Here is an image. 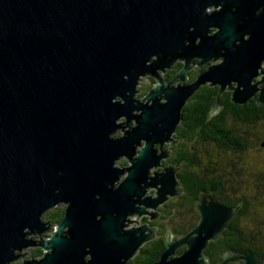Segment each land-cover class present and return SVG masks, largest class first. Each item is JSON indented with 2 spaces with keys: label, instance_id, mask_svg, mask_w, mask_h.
I'll list each match as a JSON object with an SVG mask.
<instances>
[{
  "label": "water",
  "instance_id": "water-1",
  "mask_svg": "<svg viewBox=\"0 0 264 264\" xmlns=\"http://www.w3.org/2000/svg\"><path fill=\"white\" fill-rule=\"evenodd\" d=\"M193 59L210 65L185 85ZM262 61L264 0H0V264L30 248L42 255L20 264H127L155 238L139 219L182 193L179 168L162 162L186 102L208 84L219 88L214 111L226 91L244 104L264 82L262 68L251 85ZM145 76L155 87L141 102ZM198 201V223L168 237L154 264H208L205 249L239 207L205 192ZM62 205L58 225L42 221ZM238 261L264 263L224 254L217 264Z\"/></svg>",
  "mask_w": 264,
  "mask_h": 264
},
{
  "label": "flooded vegetation",
  "instance_id": "flooded-vegetation-1",
  "mask_svg": "<svg viewBox=\"0 0 264 264\" xmlns=\"http://www.w3.org/2000/svg\"><path fill=\"white\" fill-rule=\"evenodd\" d=\"M213 10L214 9H210V11H213ZM209 31H210L209 34H214L216 32V29L211 28ZM197 42H198V40H197ZM237 44L238 43H236V45ZM219 62L220 61H217L214 64H218ZM198 63H199L198 59L191 60L190 70L187 71L186 75H185L186 76L185 77V85H189V84L193 83L197 79V77L202 72H204L206 70L207 66L210 65V63H208V64L200 67L198 65ZM181 68H182V61H177L169 69L165 70L164 73H161V77L163 79V87L168 86V83L170 82V80L178 73V71ZM262 68H264V61L261 62L260 68L257 70L258 75H257V77H255L252 80L251 85H255L256 83L261 82V80H262L261 69ZM142 78H145L147 80L146 84H140V80ZM142 78L139 79L137 86L140 85L143 88L141 89V88L136 86L137 93H138V91H141L140 93L142 94V96H140V100L135 96V98L141 102L143 101V97L147 94V92L155 87V80L151 76H145ZM176 84H177V81L173 85H176ZM233 86H236V83H233ZM263 88H264V82L257 84L256 85L257 91L244 104L233 103L231 101V91H226L222 94V96L223 95H229L230 102L232 103V106L225 107V106L220 105V102H219V106H218V109L216 111H214L212 108L213 104L211 105V107L208 110V118H213V117L224 118L223 122L220 121L219 119L213 120L212 125L214 128L222 126V125H226L231 129L232 139L234 142H233V146H232L230 152L227 153L230 155L231 161L233 162L231 164L232 170H231V178L229 180L230 184H228V183H226V181L222 180V177L219 173V169L215 167V164L213 161L210 160L208 162V164L204 163V168H202V162L196 154L197 151L194 153V156L189 153V145L191 143H198L199 142L198 141V137H199L198 134H199V130L202 127V125H199L197 122L198 121L203 122V119H202L199 111L202 109L204 110V104L202 103V100H199L197 98V96L202 94V93L208 92L210 90H216L218 92V89H219L218 86H210L208 84L201 86L197 91H195V93L186 102V104H185V117L183 116L184 115V111H183L182 112V121L178 125L175 135H173V139L177 142L176 143L174 142L172 145H165L164 146V148H168V150L170 152L169 158H168V159H170L172 156H174L173 155V150H174L173 146L179 142L178 140H176V138L178 137L177 134L180 133V130L185 131V182H186V184H188V182H189L188 181V178H189L188 173H193V174L195 173L196 174V175L194 174L196 176V179L193 181V185L188 187V188L185 187V222H188L189 217L192 216L196 220V223L194 224V226L198 223L200 215H199V212L197 211L196 207L201 204L198 201L199 195L201 192H205V193H209V194L214 195L213 192H215V191L210 192L208 190V189H210V185L206 184V181H204L202 179L203 178L202 174H204L206 172H209L211 176H214L213 180L216 183V185L214 187L216 189L223 190L225 192L227 189V186L230 188V191H229L230 194L227 195L229 198L240 199V200L244 199L247 202H249V200L247 199V194L250 193L251 191L257 192V189L259 188V182L264 179V177L260 176V173H263L264 171L263 172H257L255 174H248L244 168V161H245V157L247 156V153L249 151L254 152L255 151L254 148H256L258 146H261L262 148L264 147V141L259 143L258 140H255L256 136L251 131L253 128H257L258 126H262V124L264 123V120H257L255 122L248 120V121L244 122V121H240L238 119L240 117H242V118H254L253 111L258 110V109L263 110V112H264V104L263 105L258 104L259 94H260L261 89H263ZM236 111L238 112V114ZM120 122H121V124H124L123 120H121ZM182 124H185V129L181 127ZM212 147L215 149L214 146H212ZM263 150H264V148H263ZM216 151H217V149H216ZM217 152L219 154H224V153L219 152V151H217ZM255 152L260 153L257 151H255ZM190 156L195 158L196 161L192 160L195 162V164L189 162ZM167 160L163 161L162 164L171 166L170 164H166ZM126 166H127V162H125L123 167H126ZM123 177L124 176H122L121 179ZM247 177H249V178H247ZM252 177L255 179V183H254V185H252L253 190L247 191L246 188L249 187V185H248L249 179ZM242 178H243V180H242ZM194 193H197V196L195 198H194ZM148 194L152 195L153 191H149ZM182 194H183V191H182L181 195ZM181 195H179V196H181ZM175 198H177V197H175ZM217 198L219 199V197H217ZM219 201H220V199H219ZM166 203H168V201ZM221 203L223 205H225L226 207H229L228 205L224 204L223 202H221ZM165 204L158 208V210H157L158 216L156 217V219L149 220V216H144V217L139 219V226H141L143 224H147L149 227L154 228L155 238L152 239L151 241L145 243L143 246H141L139 248V250L137 251L136 255L132 259H130L127 262V264L134 263L135 258L140 255V251L142 250V248L147 246V245H150V247H149L150 252L143 254L141 256V258H142L141 261H143V260L144 261H151V263L154 264L159 260V256L166 249V246H165L166 239L168 237H171V241H174V240L178 239L179 237H181V236L174 237V234L172 232V228L167 229V226H166L167 224H165V221L166 220L171 221L169 218H171L173 216V212L165 210V208H166ZM242 206H243L242 204H237L234 207H239V209L237 211V212H239L240 209H242ZM191 207H192V212H190ZM229 208H233V207H229ZM56 209L63 210V215H64V210H65L64 205L59 206ZM234 216H233V218H234ZM238 218L235 217L234 220L237 221V219H238L239 223L246 224V225H251L252 223H254V221L259 222V223L261 222L260 220H258V218L254 217L252 215V212L250 213V210L248 212H244L243 215H241ZM42 221H44L43 217H42ZM225 230H228L227 225H226ZM45 235L50 236V234L48 232ZM32 238L36 239L37 236L33 235ZM159 239L163 241L164 249L158 254L157 260L155 261L154 260L156 258L155 253L157 252V244L155 245V242L158 241ZM33 249H36V248H33ZM184 250H185V247L178 249L176 251L177 255H180ZM204 253H205V251H204ZM224 254L248 255V254H240V253H230L229 251H225V252H222L220 254V257H221L220 260L214 264L221 262L222 256ZM29 257L34 258L31 255V251H30ZM152 260H154V261H152ZM242 263H243L242 261H238V262L233 263V264H242ZM208 264H210L209 261H208Z\"/></svg>",
  "mask_w": 264,
  "mask_h": 264
},
{
  "label": "trees",
  "instance_id": "trees-1",
  "mask_svg": "<svg viewBox=\"0 0 264 264\" xmlns=\"http://www.w3.org/2000/svg\"><path fill=\"white\" fill-rule=\"evenodd\" d=\"M217 91L216 90H210L208 92L202 93L197 96L199 100H202V103L204 104V110H200L199 113L201 114V117L203 119L202 121H198L197 123L199 125H202V127L199 130L198 134V143H191L189 145V153L194 156V153L197 151V145H209L214 146L215 150L222 152L224 154H227L230 152L232 146H233V139H232V133L231 129L226 126L222 125L219 127H213V120L219 119L220 121H224V118L222 117H213L208 118V110L213 104L215 97H216ZM220 105L225 107L232 106V103L230 102L229 95H223L220 98ZM184 111V117H185V107L183 109ZM237 112V111H236ZM243 113V112H242ZM245 113V112H244ZM254 118H242L240 117L238 120L240 121H257V120H264V112L263 110H255L253 111ZM238 114V112H237ZM248 114V113H247ZM259 117V118H258ZM182 128L185 129V124L181 125ZM176 140L179 142L173 146V155L170 159L166 161V164H170L171 166L175 168H180L177 177L178 181L181 185V189L183 191V194L174 200H176L175 203H166L165 210L172 211L173 215L175 216V219L177 222H174V226L172 227V232L174 234V237L182 236L186 232H188L196 223V220L194 217H189L188 222H185V187H190L193 185V181L196 179V174L188 173V184L185 182V131L180 130V133L177 134ZM195 158L191 157L189 158L190 163H194ZM202 179L206 181V184L210 185V189H208L210 192H213L215 196L219 197L220 201L224 204L228 205L229 207H234L237 204H242V209H240L239 212L234 216L240 217L243 215L244 212H248L249 210L252 212V215H254L257 211L253 210V207L261 205V207H264V204L254 203L252 206V203L247 202L246 200L242 199H232L229 198L223 190H218L214 186L216 185L215 181L213 180L214 176H211L209 172H206L202 174ZM210 182V183H209ZM197 196V193H194V198ZM179 201V202H178ZM175 211V213H174ZM190 212H192V207L190 209ZM250 212V213H251ZM255 217V216H254ZM234 218L227 224L228 230H225L222 234V237L219 238L216 241L210 242L207 249L205 250V255L207 257V260L210 264H214L220 260V254L225 251H229L230 253H240V254H248V255H256L264 259V236L260 233L259 229H249L250 226L246 224H240L237 221L234 220ZM63 219V210L55 209L50 210L47 213L44 214L43 220L48 225H58ZM254 226V223H253ZM157 244V252L155 253L157 260L158 254L164 249L163 247V241L158 240L155 242V245ZM150 245H147L142 248L140 251V255L135 258L134 263L131 264H152L151 261H141V256L145 253L150 252ZM31 255L34 258H38L42 255V251L40 249H32ZM152 260V261H154Z\"/></svg>",
  "mask_w": 264,
  "mask_h": 264
},
{
  "label": "rangeland",
  "instance_id": "rangeland-1",
  "mask_svg": "<svg viewBox=\"0 0 264 264\" xmlns=\"http://www.w3.org/2000/svg\"><path fill=\"white\" fill-rule=\"evenodd\" d=\"M146 82H147V80L145 78H142L140 80V84H146ZM137 87H139L141 89L143 88L140 85H138ZM140 92L141 91H138V93L136 95V97L139 100H140V96H142V94ZM251 131L256 136L255 140H258L259 143L264 141V123L262 124V126H258L257 128H253ZM121 134H122V131L119 130L115 134V136L118 137ZM174 142L176 143L177 141L174 140ZM195 147H197L196 154L202 162V168H204V163L208 164V162L210 160L213 161L215 164V167L219 169V173L222 177V180L226 181V183L230 184L229 180L231 178V170H232L231 164L233 163L231 161L230 155L229 154H219L212 146H209V145H201L200 144V145H197ZM263 148L261 146L254 148L255 151L260 152V153H256L255 151L254 152L249 151L247 153V156L245 157V161H244V168L248 174H255L257 172H263L264 171V150H263ZM125 162H127V161L125 159H123V160L117 162V165L119 167H123ZM260 176L264 177V172L260 173ZM247 178H249V177H247ZM242 180H243V178H242ZM254 183H255V179L253 177L250 178L249 182H248L249 187L246 188L247 191L253 190L252 185H254ZM229 191H230V188L227 186L225 194L229 195L230 194ZM174 199L175 198H171V199H169L168 202L175 203L176 200H174ZM247 199L249 200L250 203H252V206L254 203H257V205L259 203L264 204V179L259 182V188L257 189V192L251 191L250 193L247 194ZM253 210L257 211L253 216L258 218V220H260L261 222L259 223V222L254 221V226H253V223L251 225H248V226H250L249 229H259L260 233L264 236V207H261V205L259 204V206L253 207ZM174 213H175V211H174ZM169 219L171 221H168V220L165 221V224H167L166 225L167 229H171L174 226V222L175 223L177 222L174 215ZM32 249L33 248L23 250L20 253L21 256L17 260L18 263H13V264H20L23 259H25V260L30 259L29 254H30V251Z\"/></svg>",
  "mask_w": 264,
  "mask_h": 264
}]
</instances>
